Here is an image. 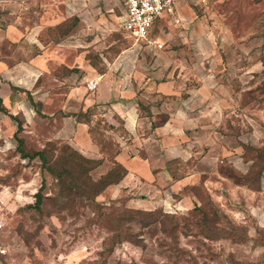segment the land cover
<instances>
[{
  "label": "rangeland",
  "instance_id": "obj_1",
  "mask_svg": "<svg viewBox=\"0 0 264 264\" xmlns=\"http://www.w3.org/2000/svg\"><path fill=\"white\" fill-rule=\"evenodd\" d=\"M58 1L61 12L64 0ZM74 1L85 4L86 22L66 37H50L53 42L62 38L60 56L70 67L71 51L81 46L90 59L85 63L98 73L126 52L138 54L145 63L150 59L148 66L159 70L158 77L170 59H181L190 70L182 77L188 81L187 89L203 73L201 78L209 81L204 92L209 87L212 96L197 108L205 113L199 156L206 158L169 162L172 181L147 184L130 179L129 191L105 190L95 199L98 207L84 199L64 205L56 180L41 171L40 161L22 159L16 150L18 139L28 155L41 150L52 122L37 125L35 134L34 127L29 129L33 121L26 124L20 115L11 118L5 112L14 110L0 107V186L9 190L11 198L6 239L9 264H264V0H186V15L193 21L154 23L150 39L162 44L157 52L122 30L123 7L118 0ZM172 50L175 54L168 55ZM214 74L223 81L216 86L210 81ZM53 88L46 90L51 93ZM24 96L30 100L29 94ZM97 117L108 141L116 142L104 119ZM97 127L95 122L93 128ZM116 132L125 137L121 127ZM51 142L58 147L65 144ZM101 162L102 168L89 173L93 181L114 167L111 160ZM192 168L202 173L193 184H174ZM39 189L42 203L36 211L29 206ZM98 208L104 209L102 213L134 209L159 214L155 213L154 221L144 216L124 225L129 235L142 241L139 245L129 238L115 244L118 231L112 238L101 227Z\"/></svg>",
  "mask_w": 264,
  "mask_h": 264
},
{
  "label": "crops",
  "instance_id": "obj_2",
  "mask_svg": "<svg viewBox=\"0 0 264 264\" xmlns=\"http://www.w3.org/2000/svg\"><path fill=\"white\" fill-rule=\"evenodd\" d=\"M118 1L122 5L121 0ZM75 2L64 0L65 6L60 12L58 0H0V55L5 42L14 46L8 57L11 64L0 60L1 106L14 110L7 111V115H20L25 118L26 124L33 121L30 131L50 121L52 123L49 125L47 142L60 140L85 158L107 161L91 141L89 123L82 120L79 122L76 116L94 109L96 115L92 114L90 119L86 116V119L93 125L97 116H100L114 127L115 131L111 130V134L120 147L114 160L126 169V175L117 185L107 187L106 192L110 193L128 189L130 179L145 181L147 184L153 180L172 181L166 166L169 162L185 163L206 158L199 156L204 141L199 135L205 132L201 118L205 113L197 108L202 106V102L212 99V96L209 87L204 92L209 81L201 78L203 73L196 78L201 83L190 81V85L194 84L187 89L188 81L182 77L187 69L188 73L190 70L181 59L177 60L179 63L170 59L162 76L158 77L156 73L159 70L155 72L148 66L150 59L145 63L138 54L135 56L127 52L119 54L98 73L90 64H86L90 60L84 56L86 47L73 49L74 45L70 46L74 53L73 67H70L60 56L62 38L53 42L48 31L74 17L77 25L68 36L86 22L85 17H82L85 4ZM187 5L186 0H178L174 4L173 15H162L155 22L168 20L171 24L179 25L193 21L192 17L186 15L189 9ZM124 12L123 7L121 23ZM175 19L179 22H175ZM153 25L147 36L148 46L157 52L162 44L150 39ZM179 50L176 49L177 52ZM167 54H175V50ZM172 56L175 59V55ZM119 74L124 76L116 77ZM215 75L210 81L216 86L223 81L221 76ZM91 81L96 82L94 89L88 87ZM47 86H54L51 93L46 90ZM27 94L31 102L24 96ZM161 115L167 116V120L153 127L152 124ZM118 127L122 128L125 137L116 134ZM36 131L37 128L35 134ZM187 134L194 136L187 138ZM199 173L192 168L185 176L173 180L174 184H193L198 178L197 174L202 175Z\"/></svg>",
  "mask_w": 264,
  "mask_h": 264
},
{
  "label": "trees",
  "instance_id": "obj_3",
  "mask_svg": "<svg viewBox=\"0 0 264 264\" xmlns=\"http://www.w3.org/2000/svg\"><path fill=\"white\" fill-rule=\"evenodd\" d=\"M68 20H71L72 23L69 24V22L65 21L60 23L53 29H49L48 32L50 33V37L66 36L72 30V27L75 25V23H77V19L74 17ZM5 43L6 44L1 48L2 52L0 55V60L5 62L6 64H11V61L8 60V57L12 52L14 46L10 45L9 42ZM1 103L2 102L0 99V107H2ZM92 114H94L93 111L88 110L86 113H79L76 116L79 122L82 120L89 123L88 133L90 135L92 143L98 148L99 152L103 155L104 158L113 161L114 164L113 169L108 171L105 175L101 176L97 181L91 180L89 173L96 167L101 165L102 159L91 160L85 158L67 144H62L58 147L52 142H47V144L41 150L35 152L32 155H28L20 149L19 145H21V140L18 139L17 141L16 150L20 153V158L38 159V161H40L41 163V171L46 172L56 180V184L59 187L60 191V199H62V201H65V203L63 202L64 205H67L69 203H73L75 205L76 200L84 199L86 202L89 201L90 206L98 207V203H96L95 201L96 197L99 194L103 193L108 186L117 185L126 175V169L123 167V165L114 160V158L120 151L118 143L108 141V137H106L100 129L98 120L95 122L99 130L93 128L94 124L91 125L89 120L86 119V116H92ZM9 116L11 118L16 117L12 115ZM166 120L167 116L161 115L160 119L154 122L152 125L153 127H155L161 122H165ZM21 124L22 123L18 124V132L22 131ZM106 127L110 130L115 131L114 127L109 124H106ZM41 199V189H39L35 194L34 204L29 207L36 209V211H40V206L42 203ZM208 205H210V203H208ZM101 209L103 208H98V213H100V216L103 218L102 222L104 223L101 225V227L108 230L112 235V238L118 231V236L116 238V241L114 242L115 244L120 243L124 238H129L133 240L134 244L139 245L142 241L134 236L129 235L124 225L136 220L141 221V219H144V216H146L147 219L154 221L156 215L159 214V212H145L134 209H128L127 212L125 211L124 213L119 212L120 214H117L116 211L102 213ZM211 212L213 211L211 210ZM144 224L145 223H143V225Z\"/></svg>",
  "mask_w": 264,
  "mask_h": 264
},
{
  "label": "built area",
  "instance_id": "obj_4",
  "mask_svg": "<svg viewBox=\"0 0 264 264\" xmlns=\"http://www.w3.org/2000/svg\"><path fill=\"white\" fill-rule=\"evenodd\" d=\"M178 0H121L124 17L121 23L123 31L135 41L149 43L147 36L154 22L162 15H173L174 4ZM201 2L205 3L204 0ZM175 22H179L175 19ZM157 47L160 45L157 44ZM88 87L94 89L96 82H89ZM10 192L0 186V264H9V243L7 242V224L9 217Z\"/></svg>",
  "mask_w": 264,
  "mask_h": 264
}]
</instances>
